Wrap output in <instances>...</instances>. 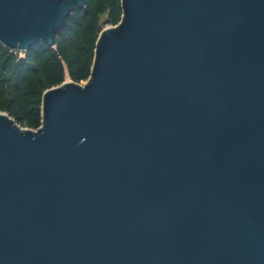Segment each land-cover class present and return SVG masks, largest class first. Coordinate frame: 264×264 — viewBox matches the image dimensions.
I'll use <instances>...</instances> for the list:
<instances>
[{
	"label": "water",
	"instance_id": "obj_1",
	"mask_svg": "<svg viewBox=\"0 0 264 264\" xmlns=\"http://www.w3.org/2000/svg\"><path fill=\"white\" fill-rule=\"evenodd\" d=\"M87 0H0L25 53ZM89 79L0 111V264H264V0H121Z\"/></svg>",
	"mask_w": 264,
	"mask_h": 264
},
{
	"label": "trees",
	"instance_id": "obj_2",
	"mask_svg": "<svg viewBox=\"0 0 264 264\" xmlns=\"http://www.w3.org/2000/svg\"><path fill=\"white\" fill-rule=\"evenodd\" d=\"M121 17V0H87L67 17L54 47L43 43L21 53L0 44V111L24 128L39 129L44 92L67 80L86 82L104 21L116 26Z\"/></svg>",
	"mask_w": 264,
	"mask_h": 264
},
{
	"label": "rangeland",
	"instance_id": "obj_3",
	"mask_svg": "<svg viewBox=\"0 0 264 264\" xmlns=\"http://www.w3.org/2000/svg\"><path fill=\"white\" fill-rule=\"evenodd\" d=\"M104 26V25H103ZM106 26H110V25H106Z\"/></svg>",
	"mask_w": 264,
	"mask_h": 264
}]
</instances>
